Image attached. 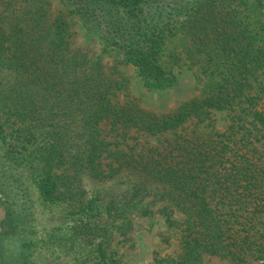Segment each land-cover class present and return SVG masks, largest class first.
<instances>
[{"label":"trees","instance_id":"trees-1","mask_svg":"<svg viewBox=\"0 0 264 264\" xmlns=\"http://www.w3.org/2000/svg\"><path fill=\"white\" fill-rule=\"evenodd\" d=\"M13 1L0 0V264H34L30 180L43 203L64 204L76 217L72 236L86 245L89 264H116L113 234L158 203L183 216L181 252L154 264L263 260L264 150L229 133L179 135L162 150L125 144L130 130L176 134L212 110L240 109L264 132V112L248 91L264 70V43L235 16V0H63L150 89L172 86L162 52L177 32L205 55L200 97L165 116L113 100L116 87L99 63L69 52L61 13L48 21L42 6ZM251 1L264 13V0ZM7 240L18 249L9 260Z\"/></svg>","mask_w":264,"mask_h":264},{"label":"rangeland","instance_id":"rangeland-1","mask_svg":"<svg viewBox=\"0 0 264 264\" xmlns=\"http://www.w3.org/2000/svg\"><path fill=\"white\" fill-rule=\"evenodd\" d=\"M5 2L6 0H1ZM23 0H14L19 4ZM42 6L48 21L61 13L68 23V50L81 58L97 61L101 72L109 78L115 90L113 100L119 103L135 104L138 107L157 116H165L174 112L180 105L193 98L200 97L204 83L207 81L203 73L206 57L189 51L188 37L177 32L170 37L163 48L162 64L166 71L174 77L171 87L150 89L144 83L136 68L125 62L109 46L103 37L81 18L69 11L63 0H30ZM235 16L246 25L256 42L264 43V13L251 0H235ZM204 59V60H203ZM253 87L249 88L251 95L258 98V109L264 112V70L258 71L251 79ZM105 133V132H104ZM229 133L238 141V145L248 144L239 141L241 137L248 139L258 152L264 150V132L254 127L250 118L240 109L216 111L212 110L206 120L201 123L189 122L184 130L176 134L148 136L128 131L125 144L136 145V151L142 147L162 150L177 136H208ZM111 134H107L110 139ZM116 140H119L116 137ZM122 148V146H119ZM264 156V153H261ZM264 162V159H263ZM28 181L29 188V219L31 236L34 246L31 247L34 264H89L92 257L83 246L81 239H74L72 226L76 217L68 213L64 204L43 203L37 193L33 180ZM33 182V183H32ZM3 200V198H1ZM165 204H148L151 210L149 216L131 217L132 228L125 234L114 233L108 250L116 264H154L159 258L176 256L181 252V230L183 216L174 209L163 211ZM3 211L0 207V220ZM169 218V220H167ZM78 234V233H76ZM80 236V234H78ZM85 237V236H84ZM83 237V238H84ZM88 246V245H87ZM3 258L11 259L18 251L10 241L2 243ZM200 264H236L229 260H221L213 256H204ZM244 264H264L263 260H249Z\"/></svg>","mask_w":264,"mask_h":264}]
</instances>
